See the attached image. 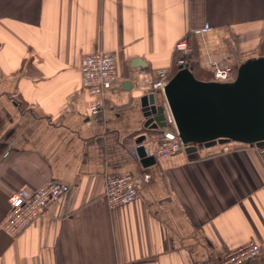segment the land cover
<instances>
[{"label": "crops", "instance_id": "0c3cea01", "mask_svg": "<svg viewBox=\"0 0 264 264\" xmlns=\"http://www.w3.org/2000/svg\"><path fill=\"white\" fill-rule=\"evenodd\" d=\"M185 39L199 79L264 56V0H0V222L11 192L48 180L68 191L16 237L0 227V264H194L255 242L264 264V148L218 145L155 157L164 129L144 127V79L177 68ZM110 51L119 79L89 112L85 54ZM106 174L130 175L136 199L109 208Z\"/></svg>", "mask_w": 264, "mask_h": 264}, {"label": "water", "instance_id": "95a60500", "mask_svg": "<svg viewBox=\"0 0 264 264\" xmlns=\"http://www.w3.org/2000/svg\"><path fill=\"white\" fill-rule=\"evenodd\" d=\"M164 98L188 160L198 159L199 149L215 142L264 148V56L244 59L230 81L198 79L191 66H179L164 87ZM141 108L145 128L167 126L165 105L154 93L141 97ZM148 139L143 133L134 140L142 166L155 161L147 153Z\"/></svg>", "mask_w": 264, "mask_h": 264}, {"label": "built area", "instance_id": "2783aa9c", "mask_svg": "<svg viewBox=\"0 0 264 264\" xmlns=\"http://www.w3.org/2000/svg\"><path fill=\"white\" fill-rule=\"evenodd\" d=\"M175 49L181 53L177 59L178 65L188 63L187 56L190 47L183 39L175 45ZM212 76L215 80L226 81L232 77L231 68L211 65ZM81 83L84 89L92 97L89 107L91 114L103 111L110 99L113 88L119 79L117 71V58L110 51H97L85 54L80 60ZM170 78V70L157 69L154 75L146 77L145 83L150 92L163 94L165 85ZM168 120H172L166 105ZM185 146L177 134H169L159 140L154 155L167 157L184 151ZM237 148L235 143L223 144L220 150L223 153ZM68 191L64 184L48 180L36 189L22 188L11 192L8 203L9 208L3 216L0 227L10 236L16 237L35 220L41 218L48 206L58 200ZM137 192L134 180L130 175L106 174L104 197L109 208L127 204L136 199ZM261 252V246L255 242H248L234 247L223 254L218 261H205L194 264H248L255 260Z\"/></svg>", "mask_w": 264, "mask_h": 264}, {"label": "trees", "instance_id": "16d2710c", "mask_svg": "<svg viewBox=\"0 0 264 264\" xmlns=\"http://www.w3.org/2000/svg\"><path fill=\"white\" fill-rule=\"evenodd\" d=\"M177 71V68H174V70H173V72H172V74H174L175 72ZM196 76V75H195ZM197 77V76H196ZM198 78V77H197ZM199 79V78H198ZM210 79H212V76L210 77ZM209 79V80H210ZM205 80V79H204ZM171 125V124H170ZM172 132L174 133V129L172 128Z\"/></svg>", "mask_w": 264, "mask_h": 264}]
</instances>
